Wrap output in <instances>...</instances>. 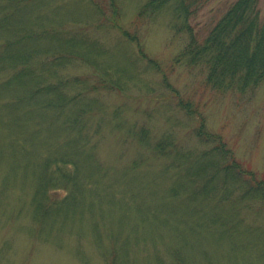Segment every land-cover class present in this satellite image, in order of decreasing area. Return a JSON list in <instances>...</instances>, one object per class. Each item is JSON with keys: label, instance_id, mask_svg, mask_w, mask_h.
Segmentation results:
<instances>
[{"label": "rangeland", "instance_id": "1", "mask_svg": "<svg viewBox=\"0 0 264 264\" xmlns=\"http://www.w3.org/2000/svg\"><path fill=\"white\" fill-rule=\"evenodd\" d=\"M146 1L36 0L14 13L15 19L22 15L23 22L41 18L47 26L55 23L52 27L60 29L61 23L65 30L84 33L99 42L87 47L89 55L109 62L114 78L121 79L117 67L126 65L135 77L122 92L100 91L89 98L96 102L92 135L79 171L93 176L85 179V189L95 186L99 196L92 199L85 191L81 213L40 220L32 203L39 184L32 173L37 169L22 161L13 166L16 155L7 148L0 154V264H264V212L258 215L260 204L255 202L247 203L249 207L240 204L239 230L222 234L215 228L189 229L193 218L184 224L178 215L165 224L156 221L159 205L167 202L181 212L185 208L180 200H169L170 188L182 180L179 171L184 168L180 163L175 166L178 160L172 158L179 152L200 154L211 148L213 143L195 136L200 122L221 140L229 158L264 179V80L243 94L206 87L199 69L175 63L188 34L175 32L167 11L154 20L137 21ZM235 1L204 2L188 22L199 41ZM258 7L263 18L264 0ZM121 30L137 35V43L123 37ZM61 72L90 77L94 85L100 77L91 66L80 63ZM5 78L0 73V84ZM178 98L191 102L195 111L191 116L176 106ZM4 138L0 136V142L6 146ZM162 140L176 145L173 154L161 156L154 151ZM67 191H52L51 202L65 197ZM239 195L236 192L221 203L223 216ZM168 210L164 208L162 214ZM204 213L194 220L209 217ZM253 227L257 231L247 230Z\"/></svg>", "mask_w": 264, "mask_h": 264}, {"label": "trees", "instance_id": "2", "mask_svg": "<svg viewBox=\"0 0 264 264\" xmlns=\"http://www.w3.org/2000/svg\"><path fill=\"white\" fill-rule=\"evenodd\" d=\"M34 1L0 0V73L6 77L0 84V136H6V146L0 142V154L7 148L16 155L13 166L22 161L37 169V173H32L39 182L33 210L40 220L47 221L54 214L68 217L78 212L86 191L84 181L93 179L90 173L79 171L92 135L91 112L96 102L89 98L100 91L122 92L135 76L126 65L117 67L121 79L114 78L109 62L89 55L87 47L99 42L84 33L65 30L61 23L60 29L52 27L55 23L47 26L41 18L33 17L27 22H23L22 15L18 20L14 18L15 12ZM206 1L147 0L137 12V21L154 20L167 11L175 32L188 34L176 64L199 69L205 86L218 93L243 94L254 90L264 80V17H260L259 0H236L199 41L188 22ZM112 10L116 12L114 5ZM121 34L137 43V35L126 30ZM140 54L144 59L141 50ZM76 63L91 66L100 75L96 85L87 76L62 74L63 69ZM147 63L159 70L151 61ZM122 73L126 74L123 78ZM191 105L182 98L176 102L187 116L195 112ZM95 127L96 134L99 126ZM195 136L203 143H213L211 148L200 154L179 152L172 158L178 160L175 166L180 163L184 168L179 171L182 180L177 179L170 188L169 200L178 199L185 208L181 212L173 210L167 202L165 206L159 205L154 214L158 215L156 221L165 224L170 216L178 215L184 224L193 218L189 229L215 228L221 234L239 230L243 222L238 218L240 204L249 207L247 203L255 202L260 204L258 215L264 212V179L244 171L229 158L224 144L205 130L203 122L195 129ZM153 148L157 154L166 156L173 154L176 145L171 140H162ZM63 190H68L66 196L51 202L52 191ZM87 191L92 199L99 196L95 186ZM236 192L239 197L232 198L234 204L229 202V213L223 216L219 212L221 203ZM166 207L170 210L167 215L162 214ZM203 210L206 212L203 216L209 217L194 220ZM257 228L247 230L257 231Z\"/></svg>", "mask_w": 264, "mask_h": 264}]
</instances>
